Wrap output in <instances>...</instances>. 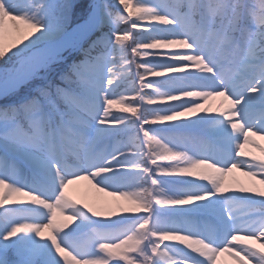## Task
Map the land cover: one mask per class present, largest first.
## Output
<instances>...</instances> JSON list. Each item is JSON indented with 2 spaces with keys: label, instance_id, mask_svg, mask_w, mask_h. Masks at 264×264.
Returning <instances> with one entry per match:
<instances>
[{
  "label": "snow or ice",
  "instance_id": "6c2138e0",
  "mask_svg": "<svg viewBox=\"0 0 264 264\" xmlns=\"http://www.w3.org/2000/svg\"><path fill=\"white\" fill-rule=\"evenodd\" d=\"M0 61V264H264V0H0Z\"/></svg>",
  "mask_w": 264,
  "mask_h": 264
},
{
  "label": "rangeland",
  "instance_id": "374dc122",
  "mask_svg": "<svg viewBox=\"0 0 264 264\" xmlns=\"http://www.w3.org/2000/svg\"><path fill=\"white\" fill-rule=\"evenodd\" d=\"M84 2L87 3L86 0H84ZM110 2H111V0H110ZM5 67H8V65H6L2 61H0V69L5 68ZM78 184L80 185V187H79ZM78 184L71 186V188L69 190L70 194L73 196V198H75V199H77L79 201H82V202L83 201H87V202L93 203V204L99 203L101 201L110 200L109 197H101V198H99L98 201L97 200H92L89 197L90 194L87 191H84L83 189H81V186L84 185V184H87V182H80ZM7 258H8L9 261H11L13 259V254H12L11 251L8 252ZM222 264H227V263L224 260H222Z\"/></svg>",
  "mask_w": 264,
  "mask_h": 264
},
{
  "label": "bare ground",
  "instance_id": "6f19581e",
  "mask_svg": "<svg viewBox=\"0 0 264 264\" xmlns=\"http://www.w3.org/2000/svg\"><path fill=\"white\" fill-rule=\"evenodd\" d=\"M218 103V101L217 100H210L209 102H208V106L209 107H215L216 106V104ZM258 143H260L262 146H264V141H258ZM247 150V149H246ZM251 151H253V152H255V150L253 149V150H251ZM256 154L257 155H259V153L258 152H256ZM238 178H240V179H243L242 177H239V174H235ZM79 185V184H78ZM79 187H80V185H79ZM81 189H83L84 191H87L90 195H89V197H90V199H92V200H99V198H101V197H105L102 193H97L94 189H92L88 184H84V185H82L81 186ZM222 260H224L227 264H232V262L225 256V257H222L221 258Z\"/></svg>",
  "mask_w": 264,
  "mask_h": 264
},
{
  "label": "trees",
  "instance_id": "16d2710c",
  "mask_svg": "<svg viewBox=\"0 0 264 264\" xmlns=\"http://www.w3.org/2000/svg\"><path fill=\"white\" fill-rule=\"evenodd\" d=\"M86 2H87V0H86Z\"/></svg>",
  "mask_w": 264,
  "mask_h": 264
}]
</instances>
